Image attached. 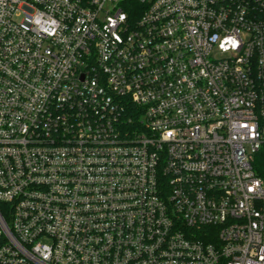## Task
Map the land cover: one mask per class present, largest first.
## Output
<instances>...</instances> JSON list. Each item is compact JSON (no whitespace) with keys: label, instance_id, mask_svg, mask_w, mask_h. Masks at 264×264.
I'll return each mask as SVG.
<instances>
[{"label":"built area","instance_id":"2783aa9c","mask_svg":"<svg viewBox=\"0 0 264 264\" xmlns=\"http://www.w3.org/2000/svg\"><path fill=\"white\" fill-rule=\"evenodd\" d=\"M264 0H0V264H264Z\"/></svg>","mask_w":264,"mask_h":264},{"label":"trees","instance_id":"16d2710c","mask_svg":"<svg viewBox=\"0 0 264 264\" xmlns=\"http://www.w3.org/2000/svg\"><path fill=\"white\" fill-rule=\"evenodd\" d=\"M256 167L260 172L264 173V153L260 158H258Z\"/></svg>","mask_w":264,"mask_h":264}]
</instances>
